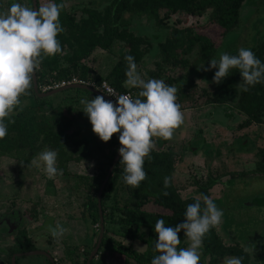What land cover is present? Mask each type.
Instances as JSON below:
<instances>
[{"label":"trees","instance_id":"1","mask_svg":"<svg viewBox=\"0 0 264 264\" xmlns=\"http://www.w3.org/2000/svg\"><path fill=\"white\" fill-rule=\"evenodd\" d=\"M13 2L22 3V0H4L1 4L10 7ZM243 2L244 0H108L100 9L89 7V3L70 7L69 11L64 10L63 7L59 22L64 31L57 36L62 52L42 59V63L34 72L36 85L38 87L44 83L70 77L92 79L96 83L104 80L118 92L133 90L136 97L139 89L124 86L127 71V62L124 57L131 55L136 65L142 64L144 57L151 49V43L147 37L133 33L129 28L131 19H144V22L152 24L155 30L166 31L163 39L156 43L154 56L156 59L152 61L155 70L148 71L146 75L149 79H163L160 74L162 65L171 68L179 66L186 73L188 70L208 68L209 61L213 59L215 46L207 37L192 33L188 28L177 29L173 25L168 27L161 23L162 19L176 13L200 17L207 12L208 20L221 30L223 37L226 32L236 26L238 10ZM55 3L63 4V0H55ZM74 11L77 13L76 17L72 13ZM160 11H163L161 17L158 16ZM114 42L122 44L121 50L105 75L95 73L84 63L94 50L107 51ZM250 50L264 63V42ZM237 54L238 52H234L230 55ZM190 58H192L191 63H189ZM240 81L239 70L230 69L228 76L221 83L214 84L210 88L207 103L210 104L212 113L208 112L206 116L221 115L224 119H235L237 115H241L242 121L237 126L238 129L251 124L264 125V82L249 87L247 91H242L237 88ZM167 83L170 85L172 81L167 80ZM177 86L176 95L183 91L182 84ZM67 92L74 96L81 94L82 99L90 100L95 97L86 91L69 89L50 97L38 98L30 87L27 94L20 97L21 104L5 120L7 135L0 139V157L11 158L25 167L29 160L37 156L40 151L53 150L58 153L56 167L62 170V176L66 174L65 166L70 161L95 162L98 172L94 177L89 178L93 182V187L89 185L87 187L88 191L93 188L92 195H86L80 211L81 220L90 226H96V233L89 240L91 243L89 251H91L95 245L99 227L95 195L110 165L118 141L115 140V134L106 143L97 141L92 129L79 136L83 126L88 127L87 123L74 120L69 113L71 109L54 106L52 102L54 96ZM83 107L78 104L72 109L73 113L80 116ZM9 120L14 122L9 123ZM116 135L119 136V133ZM160 140L161 146L159 148L154 146L150 152L151 158H145L143 167L146 179L141 181L138 188L133 189L123 182V166L119 165L120 160L111 171L100 196L103 232L97 252L89 264H106L102 257H99L101 253H118L123 257V264L127 262L151 264L152 258L158 254L153 251L158 238L154 232L156 221L162 219L165 226L174 227L183 222L187 205L196 202L195 194L198 198L201 195L209 196L206 193L207 190L217 181L209 174L204 181L199 183L195 181L196 189L192 195L185 198L179 196L171 178L175 155L171 149H162L166 141L161 138ZM243 142L248 143L245 138L238 143ZM190 145L187 151L190 154L196 153L197 148L192 149ZM198 145L201 147L206 143L201 138ZM211 153L212 151L209 150L208 156H211ZM253 155L256 157V162L251 174L264 177V144L262 147H254ZM237 174L244 176L242 172ZM165 177L170 178V186L167 188L164 186ZM50 186V181H47L46 187ZM118 191H123L125 195L121 204L112 198V193ZM165 191L169 193L167 196L163 195ZM201 206L203 207V201ZM30 215L35 217L34 213ZM107 226H113V228L109 229ZM109 231L113 236L145 245L144 251L138 253L129 246H124L110 237ZM179 238L181 242L178 248L186 247L187 239L183 232L179 233ZM228 240L229 242L224 243L215 227H212L203 238L199 264H221V261L228 256L243 257L242 264L263 262V246L255 247L256 249L250 248L248 252H245L243 245L233 242L229 235ZM89 251L82 254L81 264H85Z\"/></svg>","mask_w":264,"mask_h":264},{"label":"rangeland","instance_id":"2","mask_svg":"<svg viewBox=\"0 0 264 264\" xmlns=\"http://www.w3.org/2000/svg\"><path fill=\"white\" fill-rule=\"evenodd\" d=\"M1 1L0 13L9 8L3 6ZM107 2L108 0H63V5L66 11H69L70 7L88 3L89 7L100 9ZM40 3L41 0H37L38 6ZM20 4L31 7L30 0H22ZM72 13L75 17L77 16L75 11ZM162 15L163 11H160L158 16ZM161 23L168 27L173 25L177 29L188 28L192 33L207 37L215 46L213 59L219 60L223 52L231 54L238 52L240 48L250 49L264 42V0H244L238 10L236 26L226 32L223 37L221 30L208 20L207 12L200 17L176 13L162 19ZM129 28L134 34L147 37L151 43V49L144 57L142 64L137 65V72L147 80L149 79L146 76L147 72L155 70L152 61L156 59L154 57L156 43L163 39L166 31L155 30L152 24H146L144 19L136 18L130 20ZM121 46V43L114 42L107 51L94 50L88 63L93 68L105 69L116 61ZM191 61L192 58L189 59V63ZM96 64L99 65L96 66ZM161 67L160 74L163 79H158L165 81L166 84H168L167 80H170L172 81L170 85H175L176 88L177 84H182L183 87L176 101L184 114L183 123L174 130L172 138L168 139L169 142L162 147V149H171L175 155L174 171L171 175L173 186L179 196L185 198L194 193L195 181L198 183L204 181L207 174L215 177L216 183L206 193L223 211L220 224L214 226L222 241L229 242V235L233 242L251 246V249L264 247V177L251 174L256 162L253 148L262 147L264 144V125L251 124L238 129L237 126L242 121L241 115H237L235 119H224L221 115L206 116L208 112L212 113L211 106L207 103V95L214 85L212 79L217 69L188 70L186 73L179 66L171 68L162 65ZM82 97L81 94L74 96L67 92L57 94L52 100L54 106L71 109L69 113L75 120L87 123L90 128L83 126L79 136L91 130L87 116L83 112L80 116L76 115L72 110L80 104ZM93 136L100 141L95 134ZM115 136V140L118 141V136L116 134ZM201 138L206 145L200 147L198 144ZM244 138L248 143L239 144V140ZM191 139L193 140L191 148H197L196 153L193 154L187 151L186 146ZM153 143L155 148H159L160 138H153ZM209 150L212 151L211 156H208ZM38 154L32 157L25 167L16 160L0 157V214L9 210H18L20 213L18 215L22 217L20 222L24 223L18 229L26 227L33 233L42 235L52 244L48 249L55 257L64 251L67 255L75 253L76 260L73 264H81L82 254L90 250L89 240L96 233V226H90L80 219L81 204L85 201L86 195H92L93 188L88 191L87 187L88 185L93 187V182L89 178L94 177L98 172L95 162L70 161L66 163L64 176L58 174L49 178L44 172L43 163L37 158ZM240 172L244 176L237 174ZM47 181H50V187H46ZM195 197L198 198L197 194ZM112 198L121 204L125 195L123 191L113 192ZM32 213L35 217L30 215ZM6 223H12L14 229L19 225L17 220H8ZM57 225L66 231L61 237L54 238L47 229L49 226ZM107 227L113 228V226ZM23 235H26L25 231ZM108 235L124 246H129L135 252L141 253L145 249V245L137 241L121 239L113 236L110 231ZM7 239L10 240V238ZM7 242L5 244L9 243ZM2 245L0 242V246ZM99 257H102L106 264H123V257L118 253H101ZM43 260L40 256H32L18 264H44ZM61 262L68 264L64 259ZM259 264H264V259Z\"/></svg>","mask_w":264,"mask_h":264},{"label":"clouds","instance_id":"3","mask_svg":"<svg viewBox=\"0 0 264 264\" xmlns=\"http://www.w3.org/2000/svg\"><path fill=\"white\" fill-rule=\"evenodd\" d=\"M63 4L55 0H41L38 7L12 3L0 13V139L7 135L6 118L20 104V97L26 95L31 87L33 73L44 57L62 52L57 39L64 29L59 22ZM127 62L125 85L139 89L135 98L128 94L116 95L109 90L108 96L115 97V105L105 100L104 95L81 99L82 112L87 116L93 134L102 142H108L119 133V165L123 166L122 180L133 189L146 179L145 158L150 157L154 147L153 138L171 139L173 132L184 120L177 101V88L160 79H144L137 72L135 59L124 57ZM217 69L212 83L219 84L229 74L230 69H238L241 77L237 88L247 91L249 87L264 82V63L246 48H240L237 55L223 52L219 60L209 61L204 71ZM199 82V81H197ZM22 110V109H21ZM14 121L9 120V123ZM58 153L45 150L38 154L45 174L51 178L62 174L56 167ZM165 188L170 186V178H164ZM169 193L163 192L164 196ZM203 201V207L201 206ZM223 211L206 195L189 204L184 212L182 223L165 226L159 219L155 223L157 234L153 251L158 253L151 264H199L203 238L210 229L220 224ZM48 232L54 238L61 237L66 229L57 225L49 226ZM183 232L188 246L178 248L181 242L179 233ZM248 252L251 246H242ZM243 257L228 256L221 264H242Z\"/></svg>","mask_w":264,"mask_h":264},{"label":"flooded vegetation","instance_id":"4","mask_svg":"<svg viewBox=\"0 0 264 264\" xmlns=\"http://www.w3.org/2000/svg\"><path fill=\"white\" fill-rule=\"evenodd\" d=\"M77 6H81V4ZM18 213V210H9L8 212L0 214V242L3 244L0 246V264H18V262H25L27 257L32 256L42 257L44 259V264H62L61 261L63 259L67 261L68 264L75 263V253L73 255H67L64 251L58 257H55L48 249L52 244L47 239H44L42 235L33 233V231L26 227H23L24 229H18V227L24 224H21L20 221L22 217L19 216ZM8 220H17L19 221V225L14 229L12 223H6ZM23 231H25L26 235H23ZM7 238H10V240L8 241ZM4 241H8L9 243L7 242L8 244H5ZM31 252H40V254L24 255L25 253Z\"/></svg>","mask_w":264,"mask_h":264},{"label":"water","instance_id":"5","mask_svg":"<svg viewBox=\"0 0 264 264\" xmlns=\"http://www.w3.org/2000/svg\"><path fill=\"white\" fill-rule=\"evenodd\" d=\"M30 4H31V7H37V4H36V0H30ZM31 87H32V92L34 93V95L38 98H46V97H50L58 92H61V91H64V90H69V89H77V90H81V91H86L88 93H91L92 95H103L99 92H97L96 90L92 89V88H89V87H86V86H83V85H69V86H65L63 88H59L57 90H52V91H49L47 93H40L37 91V85H36V80H35V73H33V76H32V83H31ZM104 98L105 100H110L112 101L110 98L106 97L104 95ZM113 102V101H112ZM114 104V102H113ZM115 105V104H114ZM120 144L118 142L117 144V147L114 151V154H113V157L110 161V165L108 166L107 170H106V173L97 189V192H96V195H95V198H96V207H97V214H98V224H99V227H98V234H97V238H96V242H95V245L94 247L91 249V251L89 252L86 260H85V264H89V261L95 256L96 252H97V249L99 247V243H100V240H101V236H102V232H103V222H102V215H101V209H100V196H101V192L103 190V187L111 173V171L113 170V168L115 167V165L117 164V162L119 161V154H118V149L120 148ZM37 254H40V252H31V253H25L24 255H37Z\"/></svg>","mask_w":264,"mask_h":264},{"label":"built area","instance_id":"6","mask_svg":"<svg viewBox=\"0 0 264 264\" xmlns=\"http://www.w3.org/2000/svg\"><path fill=\"white\" fill-rule=\"evenodd\" d=\"M69 85H83L89 88H92L96 90L97 92L105 95L106 97L110 98L114 104H115V97L114 96H108L109 95V90H114L116 95H122V94H128L131 95L133 98L134 95L131 91H125V92H118L116 91L113 87H111L109 84H107L106 81L101 80L99 83H96L92 79H78L76 77H70L69 79H62V80H57V81H51L48 83L41 84L40 86L37 87V91L40 93H47L52 90H57L59 88H63L65 86ZM120 160V156H119Z\"/></svg>","mask_w":264,"mask_h":264},{"label":"crops","instance_id":"7","mask_svg":"<svg viewBox=\"0 0 264 264\" xmlns=\"http://www.w3.org/2000/svg\"><path fill=\"white\" fill-rule=\"evenodd\" d=\"M88 60L90 61V57L88 58V59H86L85 60V64L88 66V67H90L95 73H97V74H100V75H105L108 71H109V69L111 68V66L113 65H108L107 67H105V69H103V68H97L96 69V67H94L93 68V66L91 65L90 66V63H88ZM99 63H101V61L99 62ZM99 64H96V66H98ZM124 86H125V88H129V87H127L126 85H125V82H124ZM131 89H133V88H131ZM132 93H134L133 92V90L131 91ZM134 95V94H133ZM75 120V119H74ZM164 140V139H163ZM166 142L165 143H167V142H169V140L167 141V140H165ZM191 141V140H190ZM190 141L187 143V147H189V145H190ZM165 143L163 144V145H165ZM163 147V146H162ZM182 149V148H181ZM180 149V152H182V150Z\"/></svg>","mask_w":264,"mask_h":264}]
</instances>
